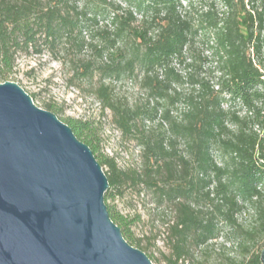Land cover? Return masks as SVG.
<instances>
[{
    "label": "trees",
    "instance_id": "trees-1",
    "mask_svg": "<svg viewBox=\"0 0 264 264\" xmlns=\"http://www.w3.org/2000/svg\"><path fill=\"white\" fill-rule=\"evenodd\" d=\"M61 41L71 79L88 82L115 125L134 131L140 146L141 170L122 171L95 155L89 121L62 118L101 167H109L104 201L124 239L148 250L133 238V221L107 204L113 189L129 183L171 207L166 264H214L194 254H206L224 228L255 249L246 263L227 257L218 264H261L264 0H0V81L17 51L47 46L53 52ZM123 78L138 84L144 101L128 104L114 95L112 81ZM44 108L55 111L48 103ZM246 205L249 223L238 219Z\"/></svg>",
    "mask_w": 264,
    "mask_h": 264
},
{
    "label": "water",
    "instance_id": "water-1",
    "mask_svg": "<svg viewBox=\"0 0 264 264\" xmlns=\"http://www.w3.org/2000/svg\"><path fill=\"white\" fill-rule=\"evenodd\" d=\"M107 188L70 126L0 82V264H152L111 220Z\"/></svg>",
    "mask_w": 264,
    "mask_h": 264
},
{
    "label": "rangeland",
    "instance_id": "rangeland-1",
    "mask_svg": "<svg viewBox=\"0 0 264 264\" xmlns=\"http://www.w3.org/2000/svg\"><path fill=\"white\" fill-rule=\"evenodd\" d=\"M102 23L106 21L100 20L99 24ZM66 46L61 41L53 52H50L47 46H41L40 52L30 48L27 51H17L13 69L7 74L6 80L16 82L22 87L32 97L36 106L45 109V103L51 104L55 110L52 112L61 121L64 117L89 121L97 138L98 153L95 155L112 159L122 171L129 169L140 171L142 167L140 146L135 132L123 133L115 125L111 110L101 107L88 82L71 79L69 64L64 62L69 59ZM95 80L96 77L93 81ZM112 89L119 100L128 104L145 100L144 91L130 78L113 80ZM235 110L240 115L245 114L240 105H236ZM147 126H150V123L145 121L140 127L146 129ZM213 156L216 161H221V155L217 152H213ZM102 169L109 172L107 165H103ZM113 191L115 195L107 200V204L126 219L133 221L130 226L133 238L140 239L142 245L148 248L139 249L149 257L152 264H166L165 258L170 254V249L164 238V225L171 219V207L166 203L156 204L151 193L141 186L139 188L127 183L120 188V192L116 189ZM245 207L243 212L238 214V219L249 223L252 219V210L247 205ZM239 242L238 234L229 233L224 228L222 236L207 253L196 252L194 258L203 263L218 264L227 257H234L246 263L255 247L252 242L245 244V247Z\"/></svg>",
    "mask_w": 264,
    "mask_h": 264
}]
</instances>
